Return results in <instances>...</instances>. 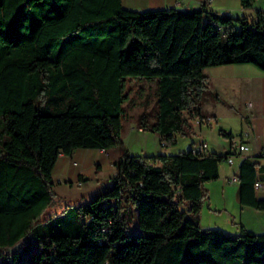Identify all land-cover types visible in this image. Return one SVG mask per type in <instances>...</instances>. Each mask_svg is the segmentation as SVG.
<instances>
[{"label": "trees", "instance_id": "obj_1", "mask_svg": "<svg viewBox=\"0 0 264 264\" xmlns=\"http://www.w3.org/2000/svg\"><path fill=\"white\" fill-rule=\"evenodd\" d=\"M208 3L190 12L133 10L123 0H0V264L31 248L28 264H264V232L200 225L205 183L233 150L133 154L115 119L129 77L154 81L156 116L148 123L141 113L138 125L176 143L191 118L206 121L207 67L264 69V8L215 16ZM111 147L121 150L113 184L51 212L59 156ZM261 169L244 156L237 182L240 203L264 210ZM132 223L148 233L131 234Z\"/></svg>", "mask_w": 264, "mask_h": 264}, {"label": "rangeland", "instance_id": "obj_2", "mask_svg": "<svg viewBox=\"0 0 264 264\" xmlns=\"http://www.w3.org/2000/svg\"><path fill=\"white\" fill-rule=\"evenodd\" d=\"M226 2L231 7L229 10L234 16H242L244 10H240V0ZM264 8V0H255L253 8H245L247 14L252 10L253 14H256V9ZM224 13V11L220 12ZM227 65H212L211 68H221ZM212 73V72H210ZM208 72V74H210ZM212 76H209V79ZM205 97L203 99L202 113L207 117H210L209 122H204L201 126L198 122L201 118L196 116L190 119V128L184 133L177 135V142L168 145H160L166 147V154H177L180 152H186L196 144L206 142L209 144V150L218 151L224 154L229 151L232 146L240 142L241 134L246 127L245 115L246 104L242 94H234L230 92L229 88L224 85L223 82H219V88L223 90H215L217 87V81L215 78L210 80ZM156 83L154 81H147L145 79L129 77L125 91L129 94V98L124 102L125 112L121 117L115 118L118 122L119 129L124 136L128 134V128L133 124H139L140 114L147 113L148 123H151L156 116L158 109L157 98L155 95ZM216 115V116H214ZM202 122V121H201ZM123 126V127H122ZM154 132V131H153ZM224 132H232L233 138L226 136ZM157 133V132H156ZM123 138V137H122ZM233 139V140H232ZM235 139V140H234ZM125 145L130 149L142 147V141L137 142V145L130 146L125 138H123ZM236 141V142H235ZM148 146L158 148L159 144L156 140L149 138L147 140ZM131 148V149H132ZM154 148V149H155ZM133 153V149L131 150ZM248 152V151H247ZM246 153H243L245 155ZM140 155V154H139ZM151 155V154H148ZM101 153L96 148H78L75 150L72 156L60 157L53 170L54 181V193L55 197L59 200L53 205V213H57L67 204H79L81 202L90 201L98 190L109 187L113 184V176L116 174V168L110 165L108 162H103L101 159ZM242 156L234 157L233 168L229 167L227 160L223 161L222 172L223 177L219 181H208L207 188L210 189L212 194L211 200L208 197L203 204V208L200 212V225L204 228L212 227L213 214L229 213L234 208L235 203V187L236 182L228 181L227 188L223 187L224 175L230 173L234 174V168L238 167ZM83 172L84 176L78 178V173ZM232 172V174H231ZM227 183V182H226ZM226 205L224 206V203ZM57 207V208H56ZM225 208V209H223ZM218 218V217H217ZM223 216L219 217L222 221ZM226 220V219H225ZM131 234H145L147 230L136 227L132 223L130 227ZM33 251V248L20 253V258L16 264H28L29 254ZM13 256V255H11Z\"/></svg>", "mask_w": 264, "mask_h": 264}, {"label": "crops", "instance_id": "obj_3", "mask_svg": "<svg viewBox=\"0 0 264 264\" xmlns=\"http://www.w3.org/2000/svg\"><path fill=\"white\" fill-rule=\"evenodd\" d=\"M237 0H209L208 8L213 9L216 12L229 13L231 7L226 4V2ZM123 4L125 7L133 10H152L158 8H171L175 7L178 9H190V8H199L202 4V0H123ZM240 10H244V15H248L250 17H255L252 10L249 11L247 14L245 13V8L241 5L240 0ZM250 9V8H249ZM257 10V9H256ZM231 14V13H229ZM227 66H222L221 68H211L210 66L205 69V74L208 77V83L211 85L210 80L215 78L217 81V87L215 90H223L221 87L219 88V82H223L226 85L230 92L234 94H242V98H244V102L246 104V127L244 131H248L249 135L244 136L243 132L241 134L240 142H244L249 145L248 152L244 156H249L251 159L258 161L261 165L264 166V157L261 156V151L264 148V69H261L257 65L244 62V63H230V64H223ZM208 72H212L208 74ZM209 76H212L209 79ZM251 102L252 105L248 103ZM216 116V115H214ZM199 124L202 126L204 122L198 120ZM123 127V126H122ZM127 136H124L121 133V136L125 138L128 144L134 146L137 145V142L142 141L141 149L136 148L133 149V154H140V155H147V154H159V153H166V147L160 145L161 143V136L159 133L153 132L149 129H144L140 127L138 124H133L128 128ZM121 132V131H120ZM152 138L156 140L159 144L158 148H153L148 146L147 140ZM233 140V139H232ZM235 140V139H234ZM236 142V141H235ZM234 141H232V146ZM200 144L194 145V148L199 147ZM231 146V149H232ZM192 147V148H193ZM130 148V149H131ZM209 144L207 143V152L209 150ZM131 149V150H132ZM103 159V162H108L110 165L115 166L116 168V161L121 156V150L119 147H111L108 149H97ZM214 151V150H211ZM218 152V151H216ZM227 152V151H226ZM74 154V153H73ZM72 155H65L61 154L60 157H66ZM241 162V161H240ZM238 167L234 168V173L238 171ZM235 163V162H234ZM233 163V165H234ZM233 165L229 163V167L233 168ZM117 172V168L115 173ZM232 174V172H231ZM84 176L83 172L78 173V178H82ZM230 173L224 175V178H227L226 181H223V187L227 188L228 181L230 180ZM223 177L222 166H220V177L217 179L219 181ZM257 180H261L264 183V169L258 170L257 172ZM227 182V183H226ZM207 183H205V187L207 188ZM237 185L235 189V203L234 208L229 213H221V214H213V222L211 223L212 227H220L224 230L231 232V233H238L240 231V226L244 225L246 228L255 231L257 233L264 232V210H260L248 205H242L239 200V185ZM208 189V188H207ZM209 191V198L211 200V193ZM256 195L258 198H264V186L262 188L256 189ZM226 202L224 203V206ZM225 209V208H223ZM223 216L222 221L219 220V217ZM218 217V218H217ZM226 219V220H225ZM201 223V222H200ZM209 228V227H206Z\"/></svg>", "mask_w": 264, "mask_h": 264}, {"label": "built area", "instance_id": "obj_4", "mask_svg": "<svg viewBox=\"0 0 264 264\" xmlns=\"http://www.w3.org/2000/svg\"><path fill=\"white\" fill-rule=\"evenodd\" d=\"M249 105H252L251 102L248 103ZM211 119L210 117H207L206 118V122H209ZM243 135L246 137L249 135V132L248 131H245L243 132ZM207 150V143L206 142H202L199 147L197 148H194V151L196 152H206ZM230 150H233V154H231V156L228 158V162L230 164H233L235 161H234V157L235 156H242V158L244 157L243 153L247 152L249 150V145L244 143V142H241V143H236L235 145L233 144L232 146V149ZM230 180L232 182H237L238 181V175H237V172H235L231 177H230ZM264 186V183L261 181V180H256L255 182V188L256 189H259V188H262Z\"/></svg>", "mask_w": 264, "mask_h": 264}, {"label": "water", "instance_id": "obj_5", "mask_svg": "<svg viewBox=\"0 0 264 264\" xmlns=\"http://www.w3.org/2000/svg\"><path fill=\"white\" fill-rule=\"evenodd\" d=\"M188 11L193 12L194 11V8H190V9H188ZM213 14L215 16H223V13H220V12H213Z\"/></svg>", "mask_w": 264, "mask_h": 264}]
</instances>
